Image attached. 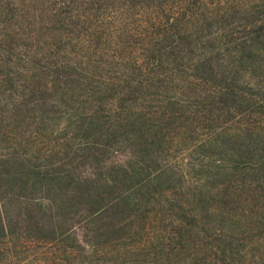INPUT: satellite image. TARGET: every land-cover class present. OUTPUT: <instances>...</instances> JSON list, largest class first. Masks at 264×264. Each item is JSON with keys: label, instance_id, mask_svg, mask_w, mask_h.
<instances>
[{"label": "trees", "instance_id": "16d2710c", "mask_svg": "<svg viewBox=\"0 0 264 264\" xmlns=\"http://www.w3.org/2000/svg\"><path fill=\"white\" fill-rule=\"evenodd\" d=\"M0 264H264V0H0Z\"/></svg>", "mask_w": 264, "mask_h": 264}]
</instances>
